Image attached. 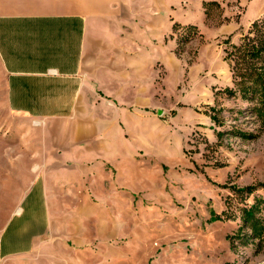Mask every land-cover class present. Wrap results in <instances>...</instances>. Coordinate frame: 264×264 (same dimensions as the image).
I'll list each match as a JSON object with an SVG mask.
<instances>
[{"label":"rangeland","instance_id":"1","mask_svg":"<svg viewBox=\"0 0 264 264\" xmlns=\"http://www.w3.org/2000/svg\"><path fill=\"white\" fill-rule=\"evenodd\" d=\"M133 5L119 37L132 36L133 76L120 71L121 100L90 102L101 133L14 112L0 90V230L44 176L55 240L24 264H264V237L242 218L261 200L264 222V119L236 91L246 63L231 54L264 0Z\"/></svg>","mask_w":264,"mask_h":264},{"label":"crops","instance_id":"2","mask_svg":"<svg viewBox=\"0 0 264 264\" xmlns=\"http://www.w3.org/2000/svg\"><path fill=\"white\" fill-rule=\"evenodd\" d=\"M133 2L0 0V90L8 108L48 122L83 118L77 132L101 133L102 111L90 102L104 97L121 100L116 89L120 71L133 76L129 74L132 36L128 32L126 39L119 40L131 24ZM87 117L94 120L86 121ZM94 147L91 144L79 153L83 163L88 156H96L88 151ZM67 149L58 159L72 163L73 146ZM52 189L44 176L33 181L19 211L0 230V264H24L55 240Z\"/></svg>","mask_w":264,"mask_h":264},{"label":"trees","instance_id":"3","mask_svg":"<svg viewBox=\"0 0 264 264\" xmlns=\"http://www.w3.org/2000/svg\"><path fill=\"white\" fill-rule=\"evenodd\" d=\"M249 32L254 33V36H249L251 41L241 44L240 48L235 47L233 49L236 50L235 53L231 52L232 55H236L235 58H239L234 67L246 63L234 68L236 91L243 97L256 101L257 104L252 109L264 119V17L253 21ZM251 190L249 188L248 191ZM260 202L261 200H258L244 209L242 217L251 235L258 239L264 237V222L255 216V210L258 209Z\"/></svg>","mask_w":264,"mask_h":264}]
</instances>
